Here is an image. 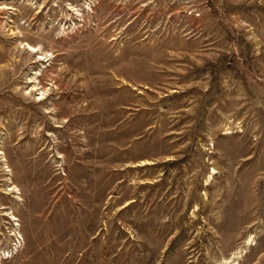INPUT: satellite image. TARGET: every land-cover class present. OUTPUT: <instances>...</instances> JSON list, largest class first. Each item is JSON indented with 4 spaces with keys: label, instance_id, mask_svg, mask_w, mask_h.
Masks as SVG:
<instances>
[{
    "label": "rangeland",
    "instance_id": "obj_1",
    "mask_svg": "<svg viewBox=\"0 0 264 264\" xmlns=\"http://www.w3.org/2000/svg\"><path fill=\"white\" fill-rule=\"evenodd\" d=\"M0 264H264V0H0Z\"/></svg>",
    "mask_w": 264,
    "mask_h": 264
}]
</instances>
